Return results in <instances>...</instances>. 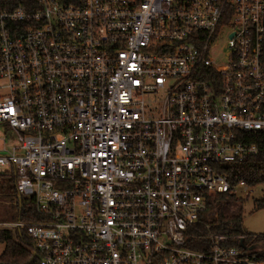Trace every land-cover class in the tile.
Masks as SVG:
<instances>
[{"label":"built area","instance_id":"built-area-1","mask_svg":"<svg viewBox=\"0 0 264 264\" xmlns=\"http://www.w3.org/2000/svg\"><path fill=\"white\" fill-rule=\"evenodd\" d=\"M0 82V185L33 205L0 228L36 264H264L207 218L264 134V0H32Z\"/></svg>","mask_w":264,"mask_h":264},{"label":"trees","instance_id":"trees-1","mask_svg":"<svg viewBox=\"0 0 264 264\" xmlns=\"http://www.w3.org/2000/svg\"><path fill=\"white\" fill-rule=\"evenodd\" d=\"M32 0H0L1 10H13L19 5L29 4ZM249 142L255 144L257 152L248 156L243 162L229 166L230 180L232 184L244 181L248 187H255L264 184V134L257 133L250 135ZM10 185L6 189L1 185L0 192L4 196H15L14 181L9 180ZM2 193H0L1 195ZM242 202L234 194H222L217 196L211 206V214L207 217L211 229L216 234L227 235L230 238L229 244L237 247L248 255L254 254L257 259H264V234H251L243 228ZM239 203L240 207L237 206ZM19 208L18 219L27 220V209H33L32 201L28 198H21L17 204ZM264 208V188L260 198L254 199V210ZM0 244L5 246L0 255V264H36L33 256V244L25 231L0 228Z\"/></svg>","mask_w":264,"mask_h":264},{"label":"rangeland","instance_id":"rangeland-1","mask_svg":"<svg viewBox=\"0 0 264 264\" xmlns=\"http://www.w3.org/2000/svg\"><path fill=\"white\" fill-rule=\"evenodd\" d=\"M0 133L2 135L4 133L2 125H0ZM3 183V187H6V189L10 185L9 180L4 181ZM263 188L264 184H260L255 187H249L246 190L242 188L238 191L237 197L240 198L243 202V228L251 234H264V208L260 210H254V199L261 197ZM0 193H2L0 195V224L13 223L17 221L18 211L17 208L13 205L15 196H4V191H1ZM239 202L242 203L240 200ZM238 206L240 207L239 203H237L236 208ZM4 248L5 246L3 244H0V255L3 253Z\"/></svg>","mask_w":264,"mask_h":264}]
</instances>
